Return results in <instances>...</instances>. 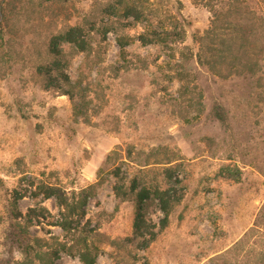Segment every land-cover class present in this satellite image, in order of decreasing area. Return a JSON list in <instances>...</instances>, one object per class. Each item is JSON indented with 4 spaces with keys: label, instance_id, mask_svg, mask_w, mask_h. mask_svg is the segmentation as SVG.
Returning a JSON list of instances; mask_svg holds the SVG:
<instances>
[{
    "label": "rangeland",
    "instance_id": "rangeland-1",
    "mask_svg": "<svg viewBox=\"0 0 264 264\" xmlns=\"http://www.w3.org/2000/svg\"><path fill=\"white\" fill-rule=\"evenodd\" d=\"M112 1L0 3V264H28L18 225L69 243L47 186L94 187L81 221L94 264H264V0H143L140 22L106 18ZM76 25L90 29V53L67 46L62 69L78 114L46 76L50 39ZM162 29L165 42L138 41ZM115 167L126 186L174 192L164 228L157 203L148 210L144 250ZM54 264L82 263L60 253Z\"/></svg>",
    "mask_w": 264,
    "mask_h": 264
},
{
    "label": "trees",
    "instance_id": "trees-1",
    "mask_svg": "<svg viewBox=\"0 0 264 264\" xmlns=\"http://www.w3.org/2000/svg\"><path fill=\"white\" fill-rule=\"evenodd\" d=\"M143 0H113L107 6L106 18L112 16H121L125 19H131L134 22H140L143 18V10L140 4ZM1 5L7 8L12 6L14 0H0ZM90 29L82 25L69 27L63 33L52 37L49 41V53L52 56L51 62L47 67V87L56 86L57 89L63 90V95L67 96L73 103L75 112L78 114L76 103L75 85L62 69L64 64V53L67 46H71L77 52L82 54L90 53V45L87 38L90 36ZM106 32H104V36ZM168 36L167 29L147 30L138 36V41L143 45L156 42H165ZM123 39H117V44L121 48L124 47ZM57 73L54 77L52 73ZM60 82L67 86V89L60 87ZM56 84V85H54ZM213 118L220 124L226 123V118L220 106L215 105L212 110ZM110 157L107 158V161ZM101 169L99 170V172ZM119 167L113 168V176L117 179L114 186V193L121 201H129L133 206V238L131 242H136L139 239L140 249L148 248L150 243L155 239L156 233L151 231L153 225L146 220L148 210L157 203L158 210L162 218L160 219V228H164L168 222L173 204L176 202L174 192L171 188L152 190L139 187L137 181L131 180L129 186H126L123 179L119 176ZM179 181H176L178 183ZM99 184L97 183L96 186ZM46 198L55 197L57 207L59 209V219L52 226L60 228L64 236L67 237L69 243H55V247H51L48 240L29 236L25 229L19 225L14 227L13 238L21 255V263H41L54 264L59 258L60 253H65L69 256L78 257L82 264H94L98 249L90 243L88 235L83 233L84 227L81 221L84 217V207L89 198L95 196L94 187L82 189L78 193L72 191L70 196L60 191L55 187L41 188ZM54 240V239H53Z\"/></svg>",
    "mask_w": 264,
    "mask_h": 264
}]
</instances>
